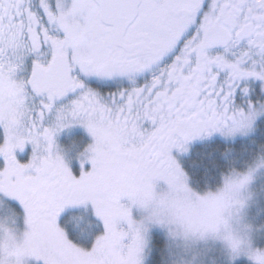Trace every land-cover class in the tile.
Returning <instances> with one entry per match:
<instances>
[{
	"label": "snow or ice",
	"instance_id": "1",
	"mask_svg": "<svg viewBox=\"0 0 264 264\" xmlns=\"http://www.w3.org/2000/svg\"><path fill=\"white\" fill-rule=\"evenodd\" d=\"M0 264H264V0H0Z\"/></svg>",
	"mask_w": 264,
	"mask_h": 264
}]
</instances>
